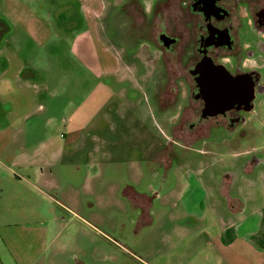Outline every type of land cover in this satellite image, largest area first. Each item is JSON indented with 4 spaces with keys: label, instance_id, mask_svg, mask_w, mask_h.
<instances>
[{
    "label": "rangeland",
    "instance_id": "1",
    "mask_svg": "<svg viewBox=\"0 0 264 264\" xmlns=\"http://www.w3.org/2000/svg\"><path fill=\"white\" fill-rule=\"evenodd\" d=\"M155 1L0 0V31L2 22L10 27L0 32V75L17 58L22 79L53 90L47 111L20 123L18 139L5 128L13 109L0 103V264H145L156 231L140 206L177 203L163 200L177 174L199 172L218 224L231 219V197L248 213L264 209V91L246 124L176 138L185 96L161 108L164 62L133 19L140 6L152 18ZM242 24L243 42L263 47L264 33L248 17ZM33 29L52 32L39 39ZM252 58L264 78V55ZM135 192L142 200L133 203ZM196 195L199 202L202 191Z\"/></svg>",
    "mask_w": 264,
    "mask_h": 264
},
{
    "label": "flooded vegetation",
    "instance_id": "2",
    "mask_svg": "<svg viewBox=\"0 0 264 264\" xmlns=\"http://www.w3.org/2000/svg\"><path fill=\"white\" fill-rule=\"evenodd\" d=\"M141 7L133 19L160 53L166 70L167 85L157 94L161 108L173 106L180 96L186 99L172 129L175 137L193 140L213 129L246 124L245 113L264 91V78L252 58L255 51L264 55V46L257 40L243 42L242 21L248 17L253 28L264 33V1L156 0L149 19ZM217 83L223 84L222 95ZM222 182L226 191L231 182ZM139 200L137 193L131 197L133 203ZM144 208L141 205L140 211Z\"/></svg>",
    "mask_w": 264,
    "mask_h": 264
},
{
    "label": "crops",
    "instance_id": "3",
    "mask_svg": "<svg viewBox=\"0 0 264 264\" xmlns=\"http://www.w3.org/2000/svg\"><path fill=\"white\" fill-rule=\"evenodd\" d=\"M47 14L50 15L49 12ZM1 24L3 29L0 32L10 31L5 22ZM33 32L35 37L42 39L52 31L33 29ZM5 66V71L0 75V103L13 109L9 112L10 123L5 128L15 130L18 139L24 121L47 111V97L53 92L50 90L52 84L49 81H40L38 84L29 78L22 79L25 67L17 62V58L15 62H9ZM43 92H46L44 96ZM52 120L51 116L48 123ZM51 161L52 158H47L43 162L47 164ZM164 165L170 171L173 169L170 159L166 158ZM228 177L225 176L224 179ZM202 178L199 172H191L188 176L177 174L176 186L167 190L163 200L167 203H173V200L178 202L171 207L146 206L141 212V220H145L146 225L156 231L152 237L154 246L146 251L150 260L145 261V264H264V209L258 207L251 210L252 207H249L248 213V207L243 206L238 198L231 197L228 202L231 219L218 224L214 216L215 205L210 201L212 192L207 190ZM260 178L264 183V176ZM177 185L179 189H175ZM198 191H202L203 198L194 202ZM222 192L225 193L223 190ZM233 203L236 205L231 206ZM234 215L238 216L237 222L233 219ZM197 229L199 232H194ZM213 229L215 233H212ZM238 239L253 253V257H245L243 249H237ZM214 240L220 241L216 245ZM228 250H235L236 256L226 254Z\"/></svg>",
    "mask_w": 264,
    "mask_h": 264
},
{
    "label": "water",
    "instance_id": "4",
    "mask_svg": "<svg viewBox=\"0 0 264 264\" xmlns=\"http://www.w3.org/2000/svg\"><path fill=\"white\" fill-rule=\"evenodd\" d=\"M234 86L235 85H232V87H231V93L234 95V94H236V89L234 88ZM216 87H217V89H219L220 90V88H222L223 87V84H221V85H218V83H217V85H216ZM219 94H221L222 95V92H221V90H220V92H219ZM253 99V97H251V99H249V101H251Z\"/></svg>",
    "mask_w": 264,
    "mask_h": 264
}]
</instances>
